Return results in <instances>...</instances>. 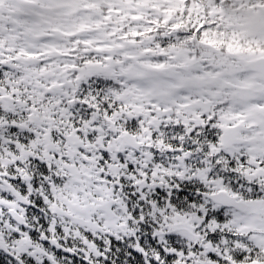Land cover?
<instances>
[{
  "label": "snow or ice",
  "instance_id": "6c2138e0",
  "mask_svg": "<svg viewBox=\"0 0 264 264\" xmlns=\"http://www.w3.org/2000/svg\"><path fill=\"white\" fill-rule=\"evenodd\" d=\"M0 264H264V0H0Z\"/></svg>",
  "mask_w": 264,
  "mask_h": 264
}]
</instances>
